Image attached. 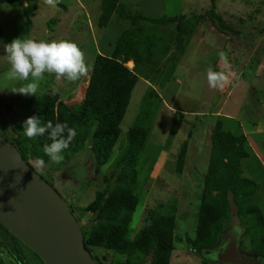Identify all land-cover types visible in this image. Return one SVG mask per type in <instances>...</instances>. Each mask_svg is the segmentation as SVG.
I'll return each instance as SVG.
<instances>
[{"label": "rangeland", "instance_id": "374dc122", "mask_svg": "<svg viewBox=\"0 0 264 264\" xmlns=\"http://www.w3.org/2000/svg\"><path fill=\"white\" fill-rule=\"evenodd\" d=\"M213 1V12L227 29L210 17L201 20L188 38L183 37L182 42L175 45L171 39L174 23L159 25L158 36L162 42L169 40L168 47L153 53L150 59L153 66L145 67L143 71L145 80L138 79L135 83L110 159L112 162L118 147L124 143L129 127L140 121L147 125L146 142L135 165L134 194L138 204L127 237L131 239L137 233L148 214L173 213L175 225L169 264H211L200 250H191L186 239L194 237L202 179L215 128L243 137L246 156L238 164V173L240 178L253 183L249 204L257 208L264 224V0ZM116 3L129 16L138 13L151 18H177L189 13L196 16L210 8L209 0H116ZM102 8V0H59L55 8L45 4L44 0H0L2 137L14 138L23 132L27 98L55 89L60 100L73 102L71 105L76 107L79 87L85 86L88 79L87 75L70 82L45 73L36 96L13 93L12 89L31 82V77L25 82L10 77L4 45L16 38L72 41L84 52L90 71L95 54L106 55V44L130 25L112 15L107 25L100 28L97 18ZM142 24L144 27L149 25L141 21L138 26ZM221 52L227 57V63L221 59ZM209 67L229 76V83L223 89L209 87ZM125 68L132 69V64L127 63ZM149 87L156 96L148 98ZM182 142H186V150L181 172L177 174L175 163ZM89 144L86 140L65 165L50 160L41 166L37 161L29 160L32 169L67 204L73 217L79 218V226L91 220L92 215L84 212V208L95 192L104 188L101 178L111 164L109 161L95 172ZM225 201L227 219L222 223V232L213 248L221 235L236 225L240 230L237 259L241 264H264V246L252 251L251 242L255 243L256 237L247 230V219L237 218L229 193H226ZM255 231L258 236L264 233L263 228ZM90 250L96 264H113L118 260L102 248ZM22 251L26 259L31 257L27 248ZM213 256L215 258V254ZM0 264H14L1 248Z\"/></svg>", "mask_w": 264, "mask_h": 264}, {"label": "trees", "instance_id": "16d2710c", "mask_svg": "<svg viewBox=\"0 0 264 264\" xmlns=\"http://www.w3.org/2000/svg\"><path fill=\"white\" fill-rule=\"evenodd\" d=\"M213 2L209 0L210 8L201 15L194 16L189 13L181 14L177 18H151L138 13L129 16L116 0H102L103 8L97 18L100 28L107 25L112 15L128 21L130 25L120 30L116 39L106 44V55L95 54L87 83L79 87L78 105L74 107L71 105L73 102L60 100L57 93L52 95V90L25 100L27 118L36 115L41 117L42 125L48 121H52L53 125L67 122L69 127L76 129L77 136L69 148L63 151L64 160L59 165H65L83 147L86 140L90 143L95 172L111 162L112 151L119 135V124L127 108L130 93L137 80L144 79L145 67L153 66L150 60L153 53L162 52L168 47L169 40L162 42L158 36L159 25L174 23L171 39L175 45L180 44L183 37L188 38L201 20L205 21L210 17L220 27L227 29L221 23L220 17L214 14ZM141 21L149 25L138 26ZM160 42V50H157ZM128 61L132 63L130 70L125 68ZM152 95L156 96V92L149 87L147 96L149 98ZM144 115L148 117V113ZM147 133V125L142 121L126 130L124 143L118 147V153L112 159L109 170L101 178L104 188L95 192L92 201L84 208V212L92 215V218L79 226L84 249L90 255V248L94 247L109 251L118 259L113 264H169L173 249V213L148 214L137 233L131 239L127 237L132 214L138 204L134 194L135 165L146 142ZM2 138L18 151L22 160L30 167L29 160L38 162L42 159L44 164L50 161L43 150L45 144L52 142L47 133L34 139H28L23 132L14 138ZM243 141L242 136H234L219 128L212 132L194 237L192 240L186 239L191 250H209L216 244L222 232V223L227 219L226 193L232 197L237 218H246L247 230L252 237H256L255 243L251 242L252 251L264 246V233L259 236L255 233L258 228L264 229L263 219L257 208L249 204L253 183L240 178L238 173V164L246 156L242 147ZM185 150L186 142H182L175 163L177 174L181 172ZM74 218L77 223L79 218ZM19 247L25 249L0 227V248L15 264H42L34 253L30 254L37 263L24 260Z\"/></svg>", "mask_w": 264, "mask_h": 264}, {"label": "water", "instance_id": "95a60500", "mask_svg": "<svg viewBox=\"0 0 264 264\" xmlns=\"http://www.w3.org/2000/svg\"><path fill=\"white\" fill-rule=\"evenodd\" d=\"M0 226L42 264H96L83 247L82 233L67 204L1 135ZM239 234L233 225L214 250L200 252L211 264H232Z\"/></svg>", "mask_w": 264, "mask_h": 264}, {"label": "clouds", "instance_id": "9594fccd", "mask_svg": "<svg viewBox=\"0 0 264 264\" xmlns=\"http://www.w3.org/2000/svg\"><path fill=\"white\" fill-rule=\"evenodd\" d=\"M44 3L55 8L59 0H44ZM4 50L10 64V77L18 82L29 81L11 91L25 96H36L40 82L45 73L55 74L56 79L66 78L70 82H76L82 77H87L89 67L85 60L84 52L75 42L68 40H35L16 38L9 44L4 45ZM222 60L227 63V57L220 53ZM207 81L210 88L223 89L229 83V76L224 71H214L211 67L207 70ZM56 90H52V95ZM23 134L28 139L43 136L46 133L52 141L44 145V153L53 163L64 160L63 151L69 148L77 136V131L69 127L67 122L56 123L52 121L41 124V117L36 115L23 121ZM43 166L44 161L38 160Z\"/></svg>", "mask_w": 264, "mask_h": 264}, {"label": "flooded vegetation", "instance_id": "af4514ba", "mask_svg": "<svg viewBox=\"0 0 264 264\" xmlns=\"http://www.w3.org/2000/svg\"><path fill=\"white\" fill-rule=\"evenodd\" d=\"M75 219V218H74ZM1 227V226H0ZM2 228V227H1ZM227 231V230H226ZM219 244V243H218ZM218 244H217V246H218ZM216 246V247H217ZM216 247H214V248H212L213 250L216 248ZM19 250H20V252H21V254H22V258L24 259V260H26L27 262H30V263H35L36 262V260L31 256L29 259H26V257L24 256V254H23V251L22 250H26V248L24 249V248H20L19 247ZM28 250V249H27ZM30 253H32L31 251H30ZM38 258V257H37ZM11 259V258H10ZM12 260V259H11ZM13 261V260H12ZM13 263H14V261H13ZM37 263V262H36ZM15 264V263H14ZM38 264V263H37ZM232 264H241L240 263V260L239 259H236L235 260V262L234 263H232Z\"/></svg>", "mask_w": 264, "mask_h": 264}, {"label": "crops", "instance_id": "0c3cea01", "mask_svg": "<svg viewBox=\"0 0 264 264\" xmlns=\"http://www.w3.org/2000/svg\"><path fill=\"white\" fill-rule=\"evenodd\" d=\"M128 63H131V61H128ZM132 64V63H131ZM157 94V93H156Z\"/></svg>", "mask_w": 264, "mask_h": 264}, {"label": "bare ground", "instance_id": "6f19581e", "mask_svg": "<svg viewBox=\"0 0 264 264\" xmlns=\"http://www.w3.org/2000/svg\"><path fill=\"white\" fill-rule=\"evenodd\" d=\"M227 260V259H226Z\"/></svg>", "mask_w": 264, "mask_h": 264}]
</instances>
